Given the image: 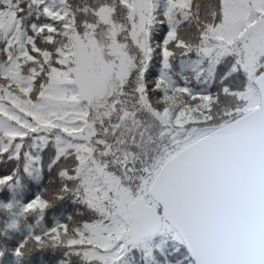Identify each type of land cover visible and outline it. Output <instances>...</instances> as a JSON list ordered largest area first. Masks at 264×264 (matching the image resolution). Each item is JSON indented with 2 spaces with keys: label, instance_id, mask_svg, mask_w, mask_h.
<instances>
[{
  "label": "snow or ice",
  "instance_id": "snow-or-ice-1",
  "mask_svg": "<svg viewBox=\"0 0 264 264\" xmlns=\"http://www.w3.org/2000/svg\"><path fill=\"white\" fill-rule=\"evenodd\" d=\"M0 264H264V0H0Z\"/></svg>",
  "mask_w": 264,
  "mask_h": 264
}]
</instances>
